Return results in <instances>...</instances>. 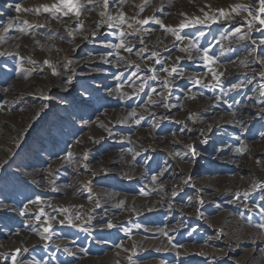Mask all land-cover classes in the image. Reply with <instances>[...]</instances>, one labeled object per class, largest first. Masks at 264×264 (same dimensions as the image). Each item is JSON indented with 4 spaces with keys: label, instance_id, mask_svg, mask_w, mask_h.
Instances as JSON below:
<instances>
[{
    "label": "rangeland",
    "instance_id": "rangeland-1",
    "mask_svg": "<svg viewBox=\"0 0 264 264\" xmlns=\"http://www.w3.org/2000/svg\"><path fill=\"white\" fill-rule=\"evenodd\" d=\"M15 2L30 7L42 3H52L54 0H0V22H3L4 26L13 17H19L21 20H27L33 26H39L29 29L30 35L39 42L29 55L23 58V61L19 59L17 62L16 57H0V65L6 66L4 71L0 72V88L6 87L5 85L16 78L17 74H21L22 81L32 75L38 80H35L31 85L24 86L17 94H12L13 97L7 92H0V102H3V107L0 108V148L5 144V136L13 133L16 126L20 125L24 130V136L18 138V147L7 159L10 163L13 160L15 163H11V167L8 168V175L3 181H0V199L7 200L12 204L10 209L13 211H23L24 205L29 203V198L35 197H40V200L46 201L49 205L54 203L55 208L57 206L64 207L70 202L87 204V202L94 201L92 190L97 186L115 194L107 199L108 203L116 205L121 202L123 205H128V208L125 212L118 210L113 213L116 218L118 217L123 222L121 224L112 222L117 226L112 229L105 227V223L110 222V218L91 220L89 223H81L80 218L75 221L79 227L62 226L58 223L61 219L66 220L67 214L55 213V215L50 216L51 219L44 215L38 221L35 216L39 215V209L36 208V212L22 219L4 218L3 221L0 220V248L13 245L19 239L26 242L32 240L37 242L42 238V234L36 228L40 227L42 223L46 225L47 222H54L67 234H73L74 239L78 241L75 245L84 250L85 253L81 254L83 259H69L70 261H68L62 252H59L57 258L51 260L49 264H101L104 260L108 264H128L125 262V254L134 248L135 236L142 235H144L143 237H152V240L161 237L167 238L166 247L163 248V250L166 248V253L140 254L134 260L137 264H264V230L256 227L258 223L264 221V216L260 214V208L264 205L258 199V195L261 193L252 194L251 199L240 206L234 205L237 201L230 197L221 198L215 195L220 186L224 187L223 184H220L226 179L229 180L225 189L227 193L234 191L237 186L254 188V185L264 184V137L261 136V133H264V118L260 115V112L264 110V78L260 76L262 67L260 56L264 55V45L259 43L262 38L261 34L255 30L248 32L246 23L243 24L242 34L248 33L251 39L257 41L256 45L251 44V40L241 41L238 38H231L233 26H241L245 21L246 13H241L239 16L233 14L235 18L225 22L223 27L220 25L197 26V28L185 30L189 37L187 40L212 48L218 58L225 55L232 60H237L244 54H255L257 71L246 74L233 73L229 81L225 83L224 90L218 91L221 96L231 94L235 96L238 102L245 104L246 107L241 109L238 119L239 122L244 123L246 131H241L239 122L229 121L231 107L226 106L225 99H223L224 102H220L221 105L216 104L210 109L205 108L207 106L205 103L204 109L197 114L194 113L193 106L195 104L200 105V101L189 104L188 108L170 107L167 110V117H163L159 123L155 124L152 122V117L148 118L147 116L143 117L142 125H131L127 121L118 123L117 134L107 140H101L98 137L101 136L102 120L107 118V111L111 113L121 106L140 107L148 97L147 95L151 94L149 90L142 91L139 98L134 96L133 99H126L128 102L124 101L123 95V88L134 78L129 73L135 70L134 67H127V61L133 57L132 54L136 55L137 51L141 52L142 57H145L148 52L142 49V44L135 43L132 53L121 54L113 62L104 63V54L109 51L104 44L107 42L117 43L119 29H108L106 25L102 24V27L97 28L96 35L93 36V28L89 29L85 24L86 32L80 31L79 26H75L74 31L71 30L73 21L68 20L69 24L58 30L50 23H46L40 18L41 16L13 12L8 5ZM236 3L258 6V0L255 4H253V0H147V2L146 0H128L124 6L138 7L139 10L135 17L151 20L150 25L143 26L148 29L149 33L164 34L166 37H171L173 35L167 32L165 27H178L183 19L202 15L201 8L205 11H209L206 6H210L212 11L218 8L230 10ZM140 6L144 7L142 13ZM102 10L96 6L91 12H84L82 14L83 22L93 15H96V19L103 20L99 15ZM115 10V5L108 9L111 14ZM153 17L160 19L164 27L157 25L154 19H151ZM129 19L131 18L129 17ZM17 26L23 25L18 24ZM257 27H259L258 24ZM110 31L116 32V35H100L101 32L108 33ZM200 31H203L205 35L201 36ZM5 33L4 27H0V51L7 48L6 43L9 37ZM49 34L53 36L55 44L51 47H45L43 38ZM181 34L185 33L182 32ZM221 35H227L229 39L221 41ZM85 36H89L91 39L86 41ZM133 38L138 40L139 35H135ZM217 42L232 44L228 49L216 47ZM221 51H223V55H220ZM156 53L159 55L152 59V63L161 57L163 67L180 56V50L177 47ZM56 57H59L60 64L71 60L70 66L76 67L78 75L74 80L75 89L72 90L71 95L64 91L62 82L50 85L43 81V75L46 74L48 68L43 62L52 58L49 62L52 61L51 63H53ZM33 60H36L35 65L29 62ZM21 63H23V69ZM97 68H102L103 71H95ZM181 68L183 82L178 88L183 91L194 87L191 83L192 80H203V75L206 72L203 62L196 61V59L193 61L185 59L181 63ZM64 76L67 77L68 75ZM124 76L128 78L118 79V77ZM146 80V83L151 86L159 81L158 78L155 81L148 78ZM120 83H123L124 87L115 92L114 95H109ZM233 83H238L241 87L248 84L250 86H247V89H236L234 94L231 93L233 90H230ZM201 86L202 89H205L203 85ZM85 87L97 89L95 95L102 99L96 100L91 108H71L70 103L73 97L81 94L87 95L83 92ZM169 87L167 90L170 89ZM160 91L164 92L165 90H156L154 95L159 94ZM183 91H179V94H183ZM205 91L208 93L206 89ZM145 93L147 94L145 95ZM215 94L216 92H209L204 96L208 99ZM42 96H49L50 99L45 101ZM64 97L67 99H62ZM45 104L48 105L47 108H45ZM165 104L166 102H163L162 105ZM70 112L72 115L69 119ZM183 115L186 116L188 123L194 122L196 126L202 124L209 126L214 120L215 123L205 138H202L197 132L199 127L196 128V131L189 127L179 128L180 130L177 128L178 125H181L179 120L182 119ZM217 118L223 120L217 122ZM153 128L165 133L167 139L176 138L171 145V150L159 147V155L152 158H149V155L139 157L141 161L138 163L144 166L147 164L149 170L153 171L151 173L159 174L162 172L161 177L156 180L150 178L134 180L117 173L103 174L100 172L97 164L109 156L110 152V155L118 152L121 146L126 144V137L131 139L142 136L147 139L143 134ZM120 134L126 136L120 139L118 138ZM53 138L57 142L55 147L53 146ZM93 138L101 141L98 140L99 144L92 148V151L90 150L87 160L81 159L78 161L80 163L74 167L69 166L62 170H55L54 160L67 155L63 150L76 153L77 141ZM204 139L208 141L206 144L202 142ZM193 146L195 147V155L192 154ZM240 146H243V154L236 155L233 149ZM36 151H40L43 162H33L29 153ZM26 163H32L33 167H19ZM85 164L88 165L87 169L84 167ZM112 166L115 169L120 168L117 163H113ZM38 170L46 172L45 174L50 175L52 180L55 177H60L62 182H60L59 188L56 189L52 185H46V183L40 187L37 183L26 178V174H36ZM14 172L23 173V180L26 182L17 180L12 175ZM0 175H4V173L0 172ZM189 178L190 182L186 184L185 181ZM66 185L71 186V191ZM197 187L202 189L201 193L197 191ZM160 193L167 195V197L174 196V201H171L175 205L173 209L166 207L163 211L157 212L155 210L156 205L160 202L157 199L161 196ZM118 195H122L121 198H118ZM202 197L204 198L202 199ZM200 200H203L204 203L200 204ZM39 203L36 204L39 206ZM196 206H199L202 211L200 216L195 212H190V209H194ZM97 210L98 214L103 213V208ZM234 219L239 223L230 224ZM84 228L89 229L91 234L81 230ZM162 229L167 235H164V231L158 234V231ZM4 230H8V233ZM170 237L171 240L169 241ZM98 241H105V243L101 245L97 243ZM202 250L203 252H201ZM177 252L179 253L178 256L176 255ZM190 252L194 255H186ZM37 253L39 254V250L31 253L26 260L35 263L36 257H39ZM204 255H209V257ZM0 264H11V260L5 259L0 261Z\"/></svg>",
    "mask_w": 264,
    "mask_h": 264
},
{
    "label": "bare ground",
    "instance_id": "bare-ground-1",
    "mask_svg": "<svg viewBox=\"0 0 264 264\" xmlns=\"http://www.w3.org/2000/svg\"><path fill=\"white\" fill-rule=\"evenodd\" d=\"M120 10L123 11L127 17L132 18V17H135L137 15V11L139 9L136 6L135 7L123 6ZM112 15H116V10L112 12ZM95 16L94 15L90 16L84 20V24L86 26H88L89 29L93 28L92 26H93L94 22L99 24L100 21H102L101 19H96ZM40 18H42L44 21H46V23H50L53 27H55L58 30L61 29V27L67 26L69 24V22H67V24H65L63 22L64 18L53 19L51 17H48L46 19L44 16H41ZM128 22L132 23L133 21H132V19H129ZM16 27L18 28V26H16ZM101 27H102V24L98 28H101ZM124 27H125L126 33H131L132 30L128 29L127 25H125ZM136 27H143V26H137L136 25ZM64 30H66V29L64 28ZM82 32H86V31L84 30ZM5 34L7 37H9V40L6 43L7 48L2 49L1 51L18 53V55L16 56L17 62L19 59L27 57L29 55L30 51L33 48H35V46L38 45V42H39L36 38H34V36L30 35L29 30L27 33H19L18 31L13 29L9 32H6ZM135 35H139L138 40H135V38H133ZM54 37H56V36H54ZM43 39H44L43 45L45 47L46 46L51 47L55 44L54 38L50 34L46 38H43ZM140 40H143L142 49L146 50V52H148V53H146L145 57H142L141 54L139 56L132 54L133 57L131 55L132 58H130L128 61L126 60L128 63L127 67L128 66L134 67V66L138 65V68L134 67V69H135L134 71L137 72V76L134 77L132 80H130L128 82V85H126L123 88V95H124V93H127V97L124 95V101L128 102L126 99H133L134 96L139 98V96L141 95L140 93L142 92V91H140L141 87H143V91L149 90V92L151 94L147 95L148 97L145 99V102L140 107L136 106V108H130V106H127V107L121 106V108L115 109L113 112L111 111V113L109 111H107L106 112L107 113V118H106L107 120L106 119L102 120L103 123H102V129H101V134H100L101 136L98 138H100L101 140L102 139L107 140L108 138L115 136L117 134L116 128L118 127L117 126L118 123H121V122L123 123L124 121H127L131 125H135V126L142 125V119H143V117H146V116L148 118L152 117L153 124L159 123L162 120V118L166 116L167 110H169L170 107H172V108L180 107V106L181 107H187L189 104H193V103L195 104L198 101H200L201 104L200 105L195 104L193 106L195 114L201 112L204 109L205 103L207 104V106L205 108L210 109V108H213L216 104L221 105L220 102H224L223 99H225V102H224L225 105L226 106L228 105V107H231V116L229 117V121L234 122V123L240 121L238 119V115L241 112V109L243 107H246V106L244 103H241L240 101L238 102L235 99V96H233L231 94H224V96H221V94L219 95V93H218V91H220L221 88L208 87V88H205L208 91V93L209 92L210 93L216 92V94H215V96H212L211 98L207 99L204 96V94L207 95L208 93L205 91V89L201 88L202 87L201 85H197L195 87L189 88L187 91L180 90L178 87L183 82V77H181V76L169 77L166 73L163 72L162 66H160V64L156 65V63H152V59L154 58V56L152 55L153 53L160 52V51L164 52V51H166V49H172L175 47H177L180 50V48L188 47L189 44H191L190 40L176 41L174 36L166 37L164 34H151L148 31H143V32H140V33H137L134 35H128L126 40H125V43L131 44L134 46V44L139 43ZM118 42H119V40H118ZM231 44L232 43H218L216 47H223V48L225 47V48L230 49ZM173 46H175V47H173ZM254 50H255V48H254ZM192 51H195V50L193 49ZM20 52H21V54H20ZM116 52H117L116 49H109V51L106 54H104V57H105L104 59L109 60V62L110 61L113 62L116 59V57H120L121 54L128 53L125 50H119V56H117L115 54ZM32 53H33V51H32ZM185 56H186V53H183L180 51L179 57H181L182 59L177 60V58H176V59H174V61H170V62H168V64H165L164 67H167L169 69H171L172 67H177L181 71V69H182L181 63L185 60L184 59ZM49 57H51V56H49ZM51 59L52 58H50V60ZM158 59L162 62L161 57H159ZM193 59H196V61H200L196 56H193ZM59 60H60L59 57H56L52 64L56 65L57 70L60 71L63 75H71L72 72L76 73V67L75 66L72 67L69 65L68 68L60 67L61 64L59 63ZM218 60H219V64L212 65V67L216 71L222 72L224 74L221 78L223 85H225V83L229 81V78L233 73L239 72V73H245L246 74V73H254L255 71H257L255 68V66H256L255 63L257 60L255 54L254 55L244 54L241 57H239L237 60H232V59H230L224 55V56H221L220 58H218ZM41 61H40V63H41ZM241 61H245V63L242 64ZM167 65H169V66H167ZM152 69L156 70L155 75L157 76V78L159 80L158 82H156V84L154 86H151L150 84L146 83V81H147L146 79L153 74L151 71ZM14 71L16 72L17 70H14ZM261 71H264V65H262ZM22 80H23V78L21 77V74H17L16 78L9 81L5 85L6 87L8 84L13 85V87H11L7 91V93L13 97L14 95H12V94H17L18 92H20L23 89L24 86H26L28 84L31 85L37 79H36V77H33V75H32L30 78L26 77L24 81H22ZM39 81H41V80H39ZM43 81H44V83H49L50 85H53L55 83L56 84L61 83V79L59 77H55L51 74L50 68H47L46 74L43 75ZM202 81L204 84H209V85L215 83V81L212 80L211 75L207 72V68H206V72L203 75ZM168 82H170L169 83L170 89L167 90L164 88L163 85H164V83H168ZM247 86H250V85L248 84ZM247 86L245 85V86H242L240 88L247 89ZM152 88H155L156 90H165L163 92L164 95L163 96L160 95V93L162 91H160L159 94L154 95V92H152V90H151ZM177 90H178V92H177ZM179 91H183V94H179L180 93ZM235 91H236V89H234L231 93L235 94ZM170 92H171V94H170ZM216 97H221L222 99L217 100ZM252 98H253V96L251 97V99ZM246 100H248V99H246ZM163 102H166L168 107H164V105H162ZM133 112H135V115L132 114ZM221 112H224V111L221 110ZM233 113H235V115H233ZM137 120L140 121L139 124L136 123ZM222 120L223 119H218L216 121L219 122ZM179 121H181V125H178L179 127L177 126L178 129L179 128L185 129V128L189 127L190 129L193 128L196 131V128L199 127L197 129V132L199 133V135L202 138H205L207 133L210 132L212 125L215 123V120H214L209 126L207 124H202L200 126H196L194 122L188 123L185 115H183L182 119H180ZM97 133L99 134V132H97ZM201 133H203V136L201 135ZM22 136H24V130H23V127H21L20 125H18L14 128L13 133L5 136V144H3V146L0 148V163H3L5 160H7L10 157L11 153L14 150H16V148L18 147V138L22 137ZM125 136L124 135L122 136L120 134V136H118V138L122 139V137H125ZM143 136L144 137L146 136L147 139L143 138L142 136H138V137L131 138V139H128L129 137L128 138L126 137V139H127V140H125L126 144L124 146H121V149H119L118 152L111 154V155H110V153H111L110 152L109 156H107L100 164H97V167H99L100 172H102L103 174L104 173L105 174H110V173L116 174L117 173L118 175L123 176V177H131L134 180L135 179H139V180L141 179L142 180V178L152 179V177H154V176L156 177V179L161 177L162 172L159 174L151 173L153 171L149 170V167L147 166V164H145V166H144L143 164L138 163L139 161H141L139 157L149 155L148 157L152 158L154 156H157L160 154L158 151L159 147L160 148H167V149L171 150L172 149L171 145H173L174 139H176V138L172 137L170 139L169 138L167 139L166 134L157 128L150 129L148 132L144 133ZM100 139H98V140H100ZM93 140H95V139L94 138L91 140L85 139L84 141L79 140L78 143L76 142L77 151H76V153H72L71 160H69L67 158V155H63L60 158L55 159L54 163H53L55 170L56 169L62 170V169L67 168L69 166H73V167L77 166L78 163H80L78 161H81V159H83L84 154L85 153L88 154L92 148H94L96 145L99 144V143H93L92 142ZM98 140H96V141H98ZM238 148H241L242 151L237 152L236 151L237 148L236 149L234 148L233 152H236V155L243 154V150H244L243 146H240ZM29 154L31 155L30 157L33 159V162L35 163L36 160L33 158V153H29ZM115 162L117 163V165H119L118 167H120V168H118V169L113 168L112 165H113V163L116 164ZM35 173H36V171H35ZM45 173L38 170V172L36 174H33V173L31 175L26 174V178L28 180L33 181L34 183H37V185H39V186L46 183V185H52L56 189L59 188V186L61 184L60 182H62L61 178L55 177V179L52 180L50 175H46ZM163 173H165V172L163 171ZM254 181H256V180L254 179ZM228 183H229V180H227V179L222 181V183L220 185L223 184L224 187L220 186V188H218L219 189L218 193L215 195L217 197L220 196L221 198L222 197H230V198L234 199L235 201H237V203L234 205L240 206L249 200V199L246 200L243 198L242 194L244 192H246V191L249 192L250 197L252 196V194L257 192V191H254L253 188H251V187H245V186L238 187L237 186V188H235L234 191H232V192L228 191L229 193H227V190H225V189H226V186L228 185ZM246 183H249V182H246ZM65 184H67V183H65ZM62 185H64V184L62 183ZM67 187L69 188V191H71V186L68 185ZM157 188H158V186H157ZM197 191L201 193L202 189H199L197 187ZM92 192H94L93 193L94 194L93 195L94 201L92 200L90 202H87V204L78 203V202H70L64 207L57 206L55 208V205H53L54 203L49 205V203H47L44 200H40L39 206L37 204L33 205L31 203H28L26 211H25V209L23 210V211H25V215H21L20 214L21 211L11 210L10 207L12 204L7 202V200L0 199V220L3 221L4 218H13V219H17V220L22 219V218L29 216L32 213L36 212L35 211L36 208H38L39 210H40V208H43L45 213L46 214L48 213L45 216L48 219H51L50 216L55 215V213L56 214L57 213L65 214V213L59 212L58 210L61 208H67V209H69V213L67 215H79L81 218V220H80L81 223L82 222H88L89 223V222H91V220L92 221L93 220H104V219L110 218L111 223L115 222L116 224H121L123 222V220L119 219L118 217H117L118 218L117 219L115 217V214H113V213L117 212L118 210L119 211L122 210L125 212V210H127V208H128V205H123L121 202H120V204L117 203L116 205L108 203L107 199L111 198V196H113L115 194L106 191V189H104L102 187L96 186V188L94 190H92ZM235 194H241V199L239 201L236 200ZM121 196L122 195H118V198H121ZM35 198H31V199H35ZM173 198H174V196L167 197V195L161 194V196H159V198H157V199H159L160 202H158V205H156L157 207L155 208V210L157 212L163 211L166 209V207L173 209L175 207L174 203L171 202L173 200ZM203 198L204 197H202V199ZM114 201H115V199H114ZM129 202H130V200H129ZM99 208H103L102 214H98L97 209H99ZM190 212H195L199 216L202 213L199 206H196L194 209H190ZM155 214H157V213H155ZM237 222L238 221L234 219L230 222V224L236 225ZM37 223H41V222H37ZM47 223H51L52 227L54 229V234L52 235L51 240H46L43 238L44 235H46V234H43V228L47 225ZM47 223H46V225H44V223H42V225L40 227L36 228V230L38 229L40 234H42V238L39 241L35 242L32 240L31 242H26L24 240L19 239L17 241V243H15L13 245H8L4 248H0V261L5 260L6 257H8L10 255H14L16 253L17 249H21V250L27 249L28 250L27 252L21 251V254L17 257V264H27V263L39 264V262L41 260L43 261V264H49V262L51 260L57 258L56 256H58L57 254L59 252H62V255H64V257L68 261H70L69 259H83L81 257V254H84L85 251L81 250V248H78L75 245L78 242L77 240L74 239L75 236H73V234L72 235L67 234V232H65L63 229H61V227H59L58 224H56L54 222H47ZM102 226H104V225H102ZM163 231H164L163 229L161 231H158V234L163 233ZM4 232L8 233V230L7 231L4 230ZM164 233H165V231H164ZM143 236L144 235L135 236L136 240L134 241L135 242L134 248H132L131 250H129L125 254L126 255L125 262H128V264H131L129 257H132V260H135L136 257L140 254H149V252H154V253L156 252V253H162V254L166 253L165 252L166 248H165V250H163V248L166 247V243L168 241L167 238L161 237V238H157L155 240L154 239L152 240L151 239L152 237L148 238L146 236L145 237H143ZM169 241H170V239H169ZM4 242H6V241H4ZM97 243L103 245L105 243V241H98ZM138 246H139V248H137ZM158 247H160V248H158ZM91 248H93V247H91ZM36 250H39V254L37 253L39 257L38 258L36 257L35 263L29 262L28 260H26V258L29 255H31V253L35 252ZM52 250H54V252H52ZM201 252H203V250ZM69 253H72V255H69ZM186 255L191 256L194 254L190 252L189 254H186ZM204 256L209 257V255H204ZM67 260H65V261L67 262ZM104 261L101 264H108ZM163 263H164V261H163Z\"/></svg>",
    "mask_w": 264,
    "mask_h": 264
},
{
    "label": "snow or ice",
    "instance_id": "snow-or-ice-1",
    "mask_svg": "<svg viewBox=\"0 0 264 264\" xmlns=\"http://www.w3.org/2000/svg\"><path fill=\"white\" fill-rule=\"evenodd\" d=\"M147 2V0H146ZM128 3V0H111V4H110V0H54V2L52 3H42V4H38L36 6H30V7H25L23 6L20 2H15L12 4H9L8 7L12 9L13 12L15 13H24V14H34L37 17L40 16H44L46 19L48 17H51L53 19H61V18H66L64 19V23L67 24L68 20H72L73 21V26L71 30H75V26H79V29L81 31L85 30V25L84 22L82 20V14L84 12H91L93 10L94 7L98 6L101 9H103L102 11H100L99 15L100 17L104 18L102 21H100L99 24H97L96 22L93 23V32L92 35H96V29L98 27H100L101 24H104L107 26L108 29H119V42L118 43H111V42H107L106 44H104V46L108 49H116L117 52L115 53L117 56H119V50H125L128 53H132L133 52V45L131 44H126L125 40L127 38L128 35H134L143 31H147L148 29L145 27H136V25L139 26H148L150 25L151 20L149 18H143V19H138L136 17H132V23H129V17H127L125 15V13L123 11H121L120 9ZM257 3V0H253V4ZM113 5H115L116 8V15H112L111 12L108 11V9L110 7H112ZM209 8V11H205L203 8L200 9L202 15H198V16H194L192 18H186L183 19L179 24L178 27H165V30L169 33H171L176 41H185L187 39H189L187 33L185 32V30L187 29H193V28H197V26H207V27H212L215 25H220L221 27H223L224 23L229 21L230 19H234L235 17L233 16V14H236L237 16H239L241 13H246V18L245 21L241 24V26L236 27L233 26V36L231 37L232 39H239L241 41H245V40H251V44L256 45L257 41L255 39H251V37L248 35V33H243L242 34V28H243V24L246 23L247 24V28H248V32H252L253 30H255L256 32H259L261 34V39L259 41L260 45H264V0H258V6L254 7L252 4H244V3H236L234 4L230 10H225L224 8H218L215 11L211 10L210 6H206ZM144 11V7L140 6V12L142 13ZM160 11H163V9H160ZM154 19L155 23L157 25H161L162 27H164L162 25V21L160 19H157L155 17L151 18ZM23 25L21 27H16L17 25ZM257 24L259 25V27H257ZM125 25H127L128 29H131V33H126L125 31ZM0 27H4V31L5 32H9L10 30L15 29L16 31H18L19 33H27L28 30L30 28L33 27H39L37 26H33L31 25L27 20H21L19 17H13L10 18L7 21L6 26H4L3 22H0ZM199 30V29H197ZM182 32H184L185 34H181ZM101 36H114L116 35V32L114 31H110L108 33H104L101 32L100 33ZM200 35L204 36L205 33L203 31H200ZM84 39L90 40L91 37L89 36H85ZM229 39V37L227 35H221L220 40H226ZM140 44H143V40L139 41ZM219 43V42H217ZM175 47V46H173ZM195 51H192V50ZM180 51L183 53H186V56L184 57V59H187L189 61H193V56H196L200 61L203 62V65L207 68V72L211 75L212 80L215 81V83L209 85V84H204L203 81L201 79H194L191 81L192 85L195 87L196 85H203V87L208 88H221V90H224V85L222 83V76L224 75L222 72H218L216 71L212 65H217L219 64V60L218 57L216 56V54L213 52L212 48L210 47H204L202 45H200L199 43H191L189 44L188 47L185 48H180ZM141 54L140 51L136 52V55L139 56ZM18 55V53H13V52H8V51H0V57H13L15 58ZM154 57L158 56V53H153L152 54ZM220 55H223V51H221ZM182 59L181 57H177V60ZM21 61H23V58H21ZM31 64L35 65L36 61H29ZM156 64H161L162 66V62L159 59H156L154 61ZM44 64H46L48 66V68L51 69V74L55 77H59L61 79L62 85L64 86V91L66 93H68V95H71L72 90L75 89V83L74 80H76L77 78V73L72 72L71 75H68L67 77H65L60 71L57 70V66L52 64L51 62L45 60L43 62ZM72 61L68 60L65 63H62L60 65V67H64V68H68L69 65H71ZM104 63H109L108 60H104ZM242 64L245 63V61H241ZM260 63L262 65H264V55L260 56ZM6 66L5 65H0V72L4 71V68ZM136 68H138V65L134 66ZM21 68L23 69V63H21ZM162 70L164 73H166L169 77L172 76H182V71H180L177 67H172L171 69L167 68V67H163L162 66ZM95 71H103L102 68H97L95 69ZM152 75L148 77V79L155 81L157 79V76L155 75V69H152ZM31 74V73H29ZM130 76L132 77H136L137 76V72L136 71H131L129 73ZM260 76L261 78H264V71L260 72ZM127 76H124L122 78L118 79H127ZM251 82V81H248ZM169 83H164V88L167 89L169 87ZM11 87H13V85L8 84L7 87H2L0 88V92H4L6 93ZM107 87V86H106ZM124 87L123 83H120L118 85V87L113 91L110 92L109 95H114L115 92L120 91V89H122ZM241 87L240 84L238 83H233L231 85V89L230 90H234V89H239ZM152 92H156L155 88L151 89ZM97 89H90L89 87H85L83 89V92L87 95L81 94L77 97H73V100L70 103V107L71 108H75V109H86V108H91L93 107V104L96 100L98 99H102L101 97H97L95 95V92H97ZM140 91H143V87H141ZM147 93H145L146 95ZM124 95L127 97V93H124ZM161 96L164 95L163 92L160 93ZM42 99L45 101H48L50 99L49 96H42ZM64 100L67 99V97L62 98ZM217 100L222 99L221 97H216ZM3 107V102H0V108ZM48 105L45 104V108H47ZM164 107H168L167 104L164 105ZM65 111H68V109H65ZM133 115H135V112L132 113ZM72 113H69V119L71 118ZM233 115H235V113H233ZM260 115L262 118H264V110H262L260 112ZM82 119V117H81ZM72 123L74 124V121H72ZM137 124L140 123L139 120L136 121ZM240 123V128L241 131H246V127L244 125L243 122H239ZM201 135L203 136V133H201ZM261 136L264 137V133H261ZM79 141H77L78 143ZM93 143H99V141L93 140ZM203 143H207L208 141L206 139H204L202 141ZM57 144V142L55 141V139L53 138V146L55 147ZM46 151V149H45ZM67 153V158L69 160H71L72 157V153L68 152L66 149L63 150ZM237 152H241L242 149L241 148H237L236 149ZM192 154L195 155V147L193 146L192 148ZM33 158L38 161V162H43L42 157L40 155V151H36L35 153H33ZM84 160L88 159V154L85 153L83 156ZM11 163H15V161L13 160ZM11 163L7 160H5L3 163H0V172L4 173V175H0V181H3L5 179V177L8 175V168L11 167ZM19 167H23V168H32L33 164L32 163H26L22 166ZM85 169H87L88 165L85 164L84 165ZM12 175L19 181L21 182H26L23 180V173L21 172H14L12 173ZM153 180L156 179V177H152ZM190 182V178L189 180H186L185 183H189ZM90 183V182H89ZM254 191H257L258 193H261L260 195H258V199L262 202V205H264V184H261L259 186H255L253 188ZM90 191V188H89ZM142 194H145L142 192ZM243 198L244 199H250V193L249 192H244L243 194ZM235 198L236 200H240L241 199V194H235ZM29 203L31 204H36L40 202V197H36L35 199H31L29 198L28 200ZM204 201L200 200V204H203ZM24 209L26 211L27 209V205H24ZM25 211H21V215H25ZM59 212L68 214L69 213V209L67 208H61L58 210ZM149 211H151V209H149ZM260 214L262 216H264V206H262L260 208ZM46 215L45 211L43 208H40L39 210V215L35 216L36 220H40L42 216ZM80 216L79 215H68L67 219H61L58 221V223L62 226H71V227H79V225H77L75 223L76 220H79ZM245 219H247V217H245ZM105 227L108 229H112L114 227H116V225L112 224L111 222H106L105 223ZM256 227H258L261 230H264V221L258 223L256 225ZM82 231H84L87 234H91L89 229L84 228L81 229ZM43 234L44 235V239L46 240H51L52 235L54 234V229L52 227L51 223H47V225L43 228ZM164 235H167V233H164ZM171 240V237L169 238ZM21 251L27 252V249L21 250V249H17L16 253L14 255H10L8 257H6V259H10L11 260V264H17V257L21 254ZM69 255H72V253H69ZM176 255L178 256L179 253L177 252ZM129 260L131 261V264H137L136 261L132 260V257H129ZM39 264H43V261L41 260L39 262Z\"/></svg>",
    "mask_w": 264,
    "mask_h": 264
}]
</instances>
